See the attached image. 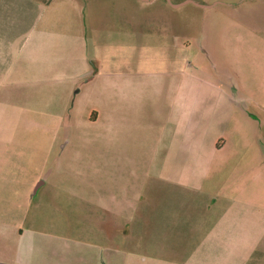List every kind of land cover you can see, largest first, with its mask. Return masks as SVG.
Instances as JSON below:
<instances>
[{"label":"rangeland","instance_id":"rangeland-1","mask_svg":"<svg viewBox=\"0 0 264 264\" xmlns=\"http://www.w3.org/2000/svg\"><path fill=\"white\" fill-rule=\"evenodd\" d=\"M76 1L80 3L82 19L87 16L91 77L87 82L81 81L82 92L74 107L64 112L55 110V101L47 94L51 82L0 75V252L7 259L15 258L18 234L25 230L37 237L40 250L51 251L53 244L59 250L68 248L73 264H191L195 249L192 208L167 210L168 236L154 240L146 253L142 248L143 235L136 227L133 205L142 210L139 195L154 180L142 157L154 152L150 145L159 141V133L151 136L139 128L140 123L129 117L135 112L121 111L115 116L99 108L106 104L101 95L110 89L108 79L100 72L130 68L160 71L169 69V62L182 60L185 73L195 75V90L213 88L209 83L228 89L227 76L232 75L243 92L237 98L251 95L255 100H247L248 111L264 117L256 104L258 90L264 91V0H192L174 9L176 12L168 18V29L154 16L160 10L173 9L165 0L128 4L121 0ZM17 8L13 1L7 4L0 0V41L7 33L6 20L14 18ZM127 8L136 12L135 18L128 17V26L123 17ZM115 11L118 15L111 17ZM96 17L102 25L120 28L115 44L108 38L115 35L106 29L96 34L102 38L97 44L95 35L90 33ZM176 21L179 45L171 48L166 43H171L174 34L169 25ZM124 28L133 33L129 39ZM163 35L168 39H163ZM131 57L134 62H126ZM5 67L3 73L11 68ZM99 110V118L92 120ZM239 110L232 118L233 129L242 136L247 135L251 125L254 130L260 129L264 152L262 120L249 116V124L239 116ZM200 125L195 136L201 139H223L228 135L219 123ZM262 160V177L256 187L264 209V153ZM151 163L152 171L163 164ZM164 163L167 172L179 164L185 168L195 165ZM41 181L46 183L42 191L33 194ZM242 184L247 200H251L255 190L252 177L242 178ZM240 185L241 178H233L232 190L237 194ZM125 219L132 226L128 235L122 232L127 226ZM118 229V234L110 235ZM198 233L205 234L204 227Z\"/></svg>","mask_w":264,"mask_h":264},{"label":"crops","instance_id":"crops-1","mask_svg":"<svg viewBox=\"0 0 264 264\" xmlns=\"http://www.w3.org/2000/svg\"><path fill=\"white\" fill-rule=\"evenodd\" d=\"M6 1L7 4L13 1L18 8L13 19L7 17V33L0 41V75L51 82L47 94L55 101V110L69 111L82 92L81 81L87 82L91 77L87 55L89 27L87 16L82 19L80 3L76 0ZM121 1L128 4L131 1L151 3L157 0ZM191 1L165 0L166 5L173 9L160 10L154 16L168 29V18L173 11L176 12L174 9ZM134 13L128 8L124 10L127 26L130 23L128 17H136ZM111 15L117 16L118 12ZM92 23L90 33L95 35L97 44H101L102 38L96 34L104 29L115 35L108 38L112 44L116 43L120 28L102 25L98 18ZM169 26L174 34L171 35V43H166L177 48L178 22ZM122 30L128 39L132 37L129 28ZM162 38L168 39L164 35ZM130 61L134 62V58L126 59V62ZM177 61L169 62V69L160 71L130 68L100 72L108 79L106 83L110 84V89L101 95L102 101L105 97L106 104L99 108L115 116L121 111L135 112L129 117L140 123L137 125L139 128L141 126L151 136L159 133V141L154 140V145H150L154 152L145 153L142 157L144 167H148L147 172L154 180L139 195L142 210L133 205L136 227L143 235L142 248L146 253L154 240H164L168 236L165 230L169 223L167 210L187 207L195 210V249L191 264H259V261L264 264V209L262 202L258 201L256 187L258 178L262 177L263 140L259 136L260 129L254 130L252 125L246 136L232 126V118L239 108V116L242 115L249 124L246 118L253 116L262 120L263 126L264 117L248 111L247 100H255L251 95L243 94L244 98H237V94L242 92L241 85L232 75L227 76L230 81L228 89L209 83L213 88L195 90V75L185 73L181 67L182 60ZM3 66L11 68L3 73L6 69H2ZM232 91H235L234 95ZM258 93L256 104L264 113V91L260 89ZM99 112L101 110L98 114L94 112L92 120L99 118ZM139 116H142V122L138 120ZM205 122L208 126L219 123L228 135L223 139L209 140L195 136L200 124ZM146 161L150 164L146 165ZM155 161L163 164L159 170L152 171L151 162ZM167 161L195 162V165L185 168L179 164L178 168L167 172L164 165ZM249 175L255 186L251 200H247L242 184V178ZM237 176L241 178L239 194L232 190L233 178ZM45 184L41 181L32 193L41 192ZM125 220L127 226L122 232L128 235L132 226ZM201 226L205 234L198 233ZM118 232L119 229L114 230L110 235ZM36 239L32 232L20 230L15 258L7 259L0 252V264H73L68 248L59 250V246L53 244L51 251L48 248L40 250ZM89 264L102 263L92 261Z\"/></svg>","mask_w":264,"mask_h":264}]
</instances>
